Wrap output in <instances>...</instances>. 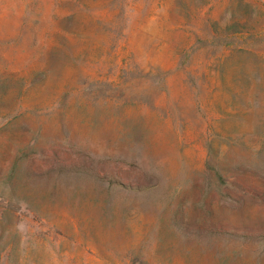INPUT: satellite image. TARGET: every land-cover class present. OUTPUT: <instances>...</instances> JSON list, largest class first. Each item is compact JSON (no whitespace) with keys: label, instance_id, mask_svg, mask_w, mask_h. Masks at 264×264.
I'll use <instances>...</instances> for the list:
<instances>
[{"label":"rangeland","instance_id":"1","mask_svg":"<svg viewBox=\"0 0 264 264\" xmlns=\"http://www.w3.org/2000/svg\"><path fill=\"white\" fill-rule=\"evenodd\" d=\"M235 9L0 0V264H264V23Z\"/></svg>","mask_w":264,"mask_h":264},{"label":"trees","instance_id":"2","mask_svg":"<svg viewBox=\"0 0 264 264\" xmlns=\"http://www.w3.org/2000/svg\"><path fill=\"white\" fill-rule=\"evenodd\" d=\"M231 4L236 8V11L232 13L228 26L232 27L233 30L231 35L235 36V38L245 37V35L250 33L249 30H247L249 23H257L259 27H262L264 23V0H231ZM246 7L255 8L256 14L254 17L252 15H247L245 11H241L242 8ZM182 28L186 32L196 35L197 30L191 19L185 21ZM260 35L261 34H259V36ZM238 49L242 50L241 48Z\"/></svg>","mask_w":264,"mask_h":264}]
</instances>
